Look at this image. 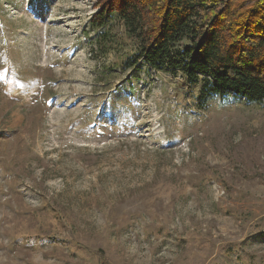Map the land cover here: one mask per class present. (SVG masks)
Returning a JSON list of instances; mask_svg holds the SVG:
<instances>
[{
	"label": "rangeland",
	"instance_id": "rangeland-1",
	"mask_svg": "<svg viewBox=\"0 0 264 264\" xmlns=\"http://www.w3.org/2000/svg\"><path fill=\"white\" fill-rule=\"evenodd\" d=\"M98 5L0 0V264H264V106L121 71Z\"/></svg>",
	"mask_w": 264,
	"mask_h": 264
},
{
	"label": "trees",
	"instance_id": "trees-1",
	"mask_svg": "<svg viewBox=\"0 0 264 264\" xmlns=\"http://www.w3.org/2000/svg\"><path fill=\"white\" fill-rule=\"evenodd\" d=\"M116 22L133 45L121 71L179 75L203 105L264 106V0H99L96 39L106 45Z\"/></svg>",
	"mask_w": 264,
	"mask_h": 264
}]
</instances>
